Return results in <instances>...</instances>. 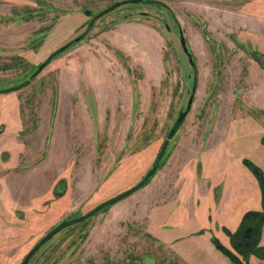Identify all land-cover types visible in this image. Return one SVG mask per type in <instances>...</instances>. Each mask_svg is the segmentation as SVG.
Listing matches in <instances>:
<instances>
[{"label": "rangeland", "instance_id": "1", "mask_svg": "<svg viewBox=\"0 0 264 264\" xmlns=\"http://www.w3.org/2000/svg\"><path fill=\"white\" fill-rule=\"evenodd\" d=\"M122 1L0 0V264H264V0Z\"/></svg>", "mask_w": 264, "mask_h": 264}, {"label": "water", "instance_id": "2", "mask_svg": "<svg viewBox=\"0 0 264 264\" xmlns=\"http://www.w3.org/2000/svg\"><path fill=\"white\" fill-rule=\"evenodd\" d=\"M141 0H123L122 2H114L112 5H110L108 8L102 10V12H105L106 10H111L112 8H114L115 6H118L120 3H126V2H131V3H136L139 2ZM85 13L87 14L88 11L86 10ZM179 44L181 46L182 51L186 54L188 61L192 64L191 61V55L187 52L186 46H185V40L183 35L181 34V32H179ZM190 98L187 101V106L186 109L178 116L177 121H180L183 116L186 113V110L188 109V104L190 103ZM156 163V161H155ZM154 163V164H155ZM74 219H68V220H63L60 223H58L55 227H53L43 238H41L29 251L28 253L23 257L22 261L20 262V264H25L28 257L30 256V254L40 245L42 244L47 238H49L51 235H53L58 229H60L61 227L65 226L66 224H69L71 222H73Z\"/></svg>", "mask_w": 264, "mask_h": 264}, {"label": "crops", "instance_id": "3", "mask_svg": "<svg viewBox=\"0 0 264 264\" xmlns=\"http://www.w3.org/2000/svg\"><path fill=\"white\" fill-rule=\"evenodd\" d=\"M249 210H258V209H249ZM233 231H235V230H233ZM233 231H231V229L225 228V230L222 232L221 235L212 234V236H210L209 238L206 239V243H210L213 246V249L215 250L214 259H213L214 261L212 264H235L221 250V245H222L225 248H227L228 250L232 251V249L228 243L227 233H232ZM260 239H261V232H260L259 240ZM257 246H258V243H257ZM251 259H252L251 255H248L246 258L247 264H250Z\"/></svg>", "mask_w": 264, "mask_h": 264}, {"label": "flooded vegetation", "instance_id": "4", "mask_svg": "<svg viewBox=\"0 0 264 264\" xmlns=\"http://www.w3.org/2000/svg\"><path fill=\"white\" fill-rule=\"evenodd\" d=\"M238 229V228H237ZM236 229V230H237ZM235 230V231H236ZM235 231H233L232 233H227V238H228V243H230L229 245H230V247H231V249H232V251H230V250H228L227 248H223V249H226L227 250V252H228V254L230 255V256H232L233 258H235L236 259V257L237 256H240V257H237L239 260L241 259V256L244 254H242V253H239V252H237L236 251V253H237V255H236V253H235V250H234V245L233 244H236L237 246L236 247H238V246H240L241 248L240 249H243V248H249V247H251L252 246V248L253 249H255L256 247H258L257 246V242L255 243V241H256V239H258L257 237L258 236H256V232H255V226L253 225L252 227H248V233L247 234H245V235H242L241 237H239V238H237V237H235L234 236V232ZM233 234V235H232ZM234 239L236 240V241H234ZM231 241L233 242V244H231ZM255 243V244H254ZM221 247H222V245H221ZM239 248V247H238ZM250 253H252V252H249V253H247V256L248 255H250ZM227 257L229 258V256L227 255ZM230 259V258H229ZM245 260V259H244ZM244 260H242V262L241 263H244V262H247V260L246 261H244Z\"/></svg>", "mask_w": 264, "mask_h": 264}, {"label": "trees", "instance_id": "5", "mask_svg": "<svg viewBox=\"0 0 264 264\" xmlns=\"http://www.w3.org/2000/svg\"><path fill=\"white\" fill-rule=\"evenodd\" d=\"M252 55H254V54L252 53ZM254 56H255V55H254ZM154 170H155V169L148 171V172L144 175V177L140 180V182L137 183V185H135L132 189L128 190L127 192L122 193L121 195L117 196L116 198H113V199L109 200L107 203H105V204H103V205H100V206L95 207L94 211H92V212H97V211L100 210L102 207H106V206H109V205L113 204L114 202H116L117 200H119L120 198H122L123 196H125L126 194L130 193L131 191H133V189H137V188L143 186V185H144V184L150 179V177L152 176ZM119 197H120V198H119ZM254 213H255V212H254ZM254 213H252V211H248V212H246V213L243 215V218L246 219V218L249 217V215H252V214H254ZM90 214H91V213H90ZM257 214H258V218H259V220H258V222L256 223V226H255V232H256L255 234H256V236H258V233H259V230H260V223H261L262 218H263V215H262L261 213H257ZM261 215H262V216H261ZM247 216H248V217H247ZM235 233H236V232H234L233 234H235ZM233 234H232V235H233ZM221 250H222L226 255L229 256V258H230V260H231L232 262H234L235 264H240V263H236V262H235V258H233L232 256H230V255L228 254V252H227L226 249H223V248H222ZM243 264H244V263H243ZM245 264H246V263H245Z\"/></svg>", "mask_w": 264, "mask_h": 264}]
</instances>
